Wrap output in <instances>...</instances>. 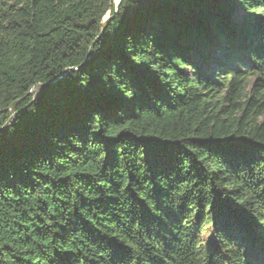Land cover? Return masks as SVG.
Instances as JSON below:
<instances>
[{
    "label": "trees",
    "instance_id": "trees-1",
    "mask_svg": "<svg viewBox=\"0 0 264 264\" xmlns=\"http://www.w3.org/2000/svg\"><path fill=\"white\" fill-rule=\"evenodd\" d=\"M109 2L0 0V264H264V0Z\"/></svg>",
    "mask_w": 264,
    "mask_h": 264
},
{
    "label": "water",
    "instance_id": "water-1",
    "mask_svg": "<svg viewBox=\"0 0 264 264\" xmlns=\"http://www.w3.org/2000/svg\"><path fill=\"white\" fill-rule=\"evenodd\" d=\"M119 4H120V0L117 3L115 0H110L108 11H107L105 17L103 18L102 23H101V34L104 32V30L106 29L108 24L114 19L115 14L117 13ZM90 57H91V50L89 51L87 58L89 59ZM76 69L77 68L65 71L60 76V78L64 77L66 74H68L71 71H75ZM52 83L53 82L46 83V84H36V85L32 86L25 97H23L22 99L18 100L15 103H13L9 108V114L10 115H9L8 121L6 122V125L4 126L3 129H5L11 123L13 118L16 116V114H17L16 107L22 100H24L27 96H33V100L37 99L46 90V88L48 86H50Z\"/></svg>",
    "mask_w": 264,
    "mask_h": 264
},
{
    "label": "bare ground",
    "instance_id": "bare-ground-1",
    "mask_svg": "<svg viewBox=\"0 0 264 264\" xmlns=\"http://www.w3.org/2000/svg\"><path fill=\"white\" fill-rule=\"evenodd\" d=\"M116 1V3L119 1V0H115Z\"/></svg>",
    "mask_w": 264,
    "mask_h": 264
},
{
    "label": "rangeland",
    "instance_id": "rangeland-1",
    "mask_svg": "<svg viewBox=\"0 0 264 264\" xmlns=\"http://www.w3.org/2000/svg\"><path fill=\"white\" fill-rule=\"evenodd\" d=\"M202 237H204V235Z\"/></svg>",
    "mask_w": 264,
    "mask_h": 264
}]
</instances>
